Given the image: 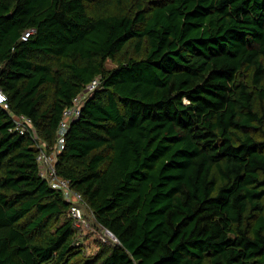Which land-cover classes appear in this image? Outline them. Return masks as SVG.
Masks as SVG:
<instances>
[{
	"label": "trees",
	"instance_id": "trees-1",
	"mask_svg": "<svg viewBox=\"0 0 264 264\" xmlns=\"http://www.w3.org/2000/svg\"><path fill=\"white\" fill-rule=\"evenodd\" d=\"M110 4L0 0V264H264V0ZM94 77L55 162L116 239L90 256L31 131Z\"/></svg>",
	"mask_w": 264,
	"mask_h": 264
},
{
	"label": "built area",
	"instance_id": "built-area-1",
	"mask_svg": "<svg viewBox=\"0 0 264 264\" xmlns=\"http://www.w3.org/2000/svg\"><path fill=\"white\" fill-rule=\"evenodd\" d=\"M34 32V28H28L24 30L20 36L21 40H26L31 33ZM100 83L99 77H94L88 83H86L81 92L73 97L71 103L63 108L61 118L57 127V137L52 146H46L45 143L37 137L34 130L31 131V137L35 142L37 148L36 162L38 164L39 175L48 182V184L55 189L61 191L64 199L70 202V213L74 219L75 224L78 222L85 223L86 219L83 213L86 203L84 202L81 194L71 189L68 180L59 176L56 173L55 162L57 154L64 149L65 133L69 127L71 120L78 117L80 114V108L84 103V100L89 94L97 88ZM0 106L8 110L7 96L0 88ZM13 120V126L10 128L19 134H25L31 128V119L26 115H16L9 111ZM103 237V241H107L108 238H113V234L106 228L99 225ZM116 240V239H115Z\"/></svg>",
	"mask_w": 264,
	"mask_h": 264
},
{
	"label": "rangeland",
	"instance_id": "rangeland-1",
	"mask_svg": "<svg viewBox=\"0 0 264 264\" xmlns=\"http://www.w3.org/2000/svg\"><path fill=\"white\" fill-rule=\"evenodd\" d=\"M111 4L109 5V8L112 9L113 7V3L114 0H110ZM133 3V1H132ZM123 4H125L123 2ZM133 8V6H132ZM130 53L132 52L131 48H129ZM115 66V62H113L111 59H107L105 61V67L106 68H112ZM261 109L264 112V102L261 104ZM255 135H258V132H255ZM84 215H85V219L86 222L81 223L78 222L79 225L77 224L76 226H78V231H77V235L76 236V245L77 244H81L82 247V251L85 255H93L95 253H97L99 251V249L103 246V245H108L111 246L113 245L116 240L113 238H108L107 241H103L102 237V231L99 227V224L96 223V220L94 219L93 213L91 211V209L89 207H84L83 209Z\"/></svg>",
	"mask_w": 264,
	"mask_h": 264
}]
</instances>
